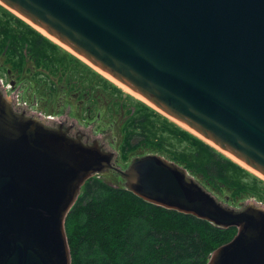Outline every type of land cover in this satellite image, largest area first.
<instances>
[{"label":"water","instance_id":"95a60500","mask_svg":"<svg viewBox=\"0 0 264 264\" xmlns=\"http://www.w3.org/2000/svg\"><path fill=\"white\" fill-rule=\"evenodd\" d=\"M0 5L264 178V0ZM112 159L14 112L0 91V264H71L65 218ZM119 174L146 203L236 229L206 264H264L263 206L228 207L157 155Z\"/></svg>","mask_w":264,"mask_h":264},{"label":"trees","instance_id":"16d2710c","mask_svg":"<svg viewBox=\"0 0 264 264\" xmlns=\"http://www.w3.org/2000/svg\"><path fill=\"white\" fill-rule=\"evenodd\" d=\"M167 121L165 145H157L172 161L214 189L224 187L233 197L250 194L264 204L261 179ZM80 190L64 223L71 264H206L236 234L93 178Z\"/></svg>","mask_w":264,"mask_h":264},{"label":"flooded vegetation","instance_id":"af4514ba","mask_svg":"<svg viewBox=\"0 0 264 264\" xmlns=\"http://www.w3.org/2000/svg\"><path fill=\"white\" fill-rule=\"evenodd\" d=\"M25 23L0 8V91L14 112L66 130L85 144L98 142L113 154L112 168L105 171L113 175L122 171L117 165L122 147L134 141L152 142V137L155 145H165L166 119L130 100L59 43Z\"/></svg>","mask_w":264,"mask_h":264},{"label":"rangeland","instance_id":"374dc122","mask_svg":"<svg viewBox=\"0 0 264 264\" xmlns=\"http://www.w3.org/2000/svg\"><path fill=\"white\" fill-rule=\"evenodd\" d=\"M56 45L57 46H60L61 48L65 49L67 51H69L75 57H77L78 59H80L83 63H85L88 67H90L92 70H94L97 74L101 75L109 83H111L116 89H118V91L122 92L125 96L129 97L130 100H132L134 102L137 101V103L138 102L141 103L142 105L146 106V108L148 107L149 109H151L150 111H151V113L153 115H155V116H157V117H159L161 119H164V120L167 119L168 121L167 120L166 121L167 122L170 121L169 123H171L173 125L175 124L170 119H168L166 116H164L160 111H158L156 108H154L152 105H150L151 106L150 107L149 105H147L145 103V101H143V99L139 98L138 96H136L132 92H131L132 94H130L127 91H125L122 88L123 86L120 87L119 85H117L116 83H114V81L108 79L104 74H102L100 71H98L97 69H95L93 66L89 65L87 62H85L84 60H82L81 58H79L78 56H76L69 49L65 48L64 46L62 47V45H58V44H56ZM176 127H179V126L176 125ZM181 129L182 128H180V130ZM184 131H186V130H184ZM217 152H219V151H217ZM146 155H157V156H160V157L166 159L167 161L174 162V161L171 160L169 154L167 153V151L165 149H162V147L161 148L158 147L153 142H147L146 141L145 143L144 142L136 143L134 141L132 144L122 147V150H121V152H120V154L118 156V162H117L118 168L120 170L124 171L125 169L128 168V166L130 165L132 159H134L136 157H139V156H146ZM174 163H176V162H174ZM176 164H178V163H176ZM178 165L181 166V167H183L180 164H178ZM186 171H187V173H188L189 176H191L201 187H203L204 190H206L212 196H214L217 201H219L220 203H222V204H224V205H226L228 207L235 208V209H240L241 206H244V205H246L248 203H256V204L261 205V206L264 207V204L262 202L258 201V199H256L255 197H253L250 194H242V195H240L238 197H233V196H231L230 191L229 190H226L224 187H221V188H218V189H214L211 186L207 185L200 177L192 174L187 169H186ZM92 178L94 180H96L97 183L104 184V185H106L108 187H112V188H125L124 187L125 181L119 175H116V174L113 175L112 173H109V172H105L104 171L102 173L95 174ZM81 193L82 192L80 190L79 195H81Z\"/></svg>","mask_w":264,"mask_h":264},{"label":"bare ground","instance_id":"6f19581e","mask_svg":"<svg viewBox=\"0 0 264 264\" xmlns=\"http://www.w3.org/2000/svg\"><path fill=\"white\" fill-rule=\"evenodd\" d=\"M9 11V10H8ZM11 12V11H10ZM14 14V13H13ZM20 18V17H19ZM21 19V18H20ZM24 22H26L24 19H22ZM28 24V22H26ZM30 25V24H28ZM31 26V25H30ZM32 28H34L33 26H31ZM35 30H39L40 33H43L44 35H46V33H44L43 31H41L38 28H34ZM48 36V35H46ZM49 37V36H48ZM51 38V37H50ZM52 40H54L55 42H57L55 39L51 38ZM58 43V42H57ZM61 45V44H60ZM65 47V46H64ZM66 48V47H65ZM76 55V54H75ZM77 56V55H76ZM80 58V57H79ZM83 60V59H82ZM86 62V61H85ZM95 68V67H94ZM96 69V68H95ZM98 70V69H97ZM99 71V70H98ZM101 72V71H100ZM102 73V72H101ZM103 74V73H102ZM106 76V75H105ZM107 77V76H106ZM108 79H110L109 77H107ZM112 81H114V83H116L117 85H119L120 87H122L123 85L119 84L118 82H116L113 79H110ZM125 91H127L128 93L132 94L133 92L130 91L128 88L126 87H122ZM132 92V93H131ZM134 94V93H133ZM136 95V94H135ZM138 96V95H136ZM139 97V96H138ZM140 98V97H139ZM142 99V98H141ZM145 101V100H143ZM145 103L147 105L150 106V104L148 102L145 101ZM151 107V106H150ZM155 108V107H154ZM159 111V110H158ZM162 113V112H161ZM164 116H166L164 113H162ZM168 119H170L172 122H174L177 126H179L180 128H182L183 130H186L188 133L194 135L195 137H198L199 139H201L203 142H205L206 144L210 145L211 147H213L214 149H216L217 151H219L221 154H223L224 156H226L227 158H229L230 160H232L233 162H235L236 164H238L239 166H241L243 169L247 170L248 172L254 174L255 176H257L259 179L264 181V178L262 176H260L259 174H257L256 172H254L253 170H251L250 168L244 166L243 164L239 163L237 160H235L234 158H232L230 155L226 154L225 152L221 151L218 147H216L215 145H213L212 143L206 141L205 139H203L202 137H200L199 135H197L196 133H194L193 131L189 130L188 128H186L184 125H182L181 123H179L178 121L166 116Z\"/></svg>","mask_w":264,"mask_h":264}]
</instances>
